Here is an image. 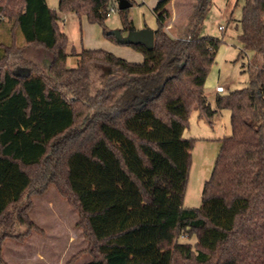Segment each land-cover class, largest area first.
<instances>
[{
  "label": "trees",
  "instance_id": "16d2710c",
  "mask_svg": "<svg viewBox=\"0 0 264 264\" xmlns=\"http://www.w3.org/2000/svg\"><path fill=\"white\" fill-rule=\"evenodd\" d=\"M113 1L58 0L52 10L46 0H0V13L50 60L29 59L16 42L0 53V264L4 240L36 229L32 198L51 185L79 213L86 264H264V0H244L239 36L263 63L246 88L218 93L214 109L204 88L222 41L200 32L212 0H196L182 39L165 30L172 0L159 1L153 48L128 45L141 63L68 52L59 13L103 26ZM92 66L109 69L95 91ZM218 110L230 111L232 134L219 139L202 205L186 208L198 139L184 132L195 112L211 123Z\"/></svg>",
  "mask_w": 264,
  "mask_h": 264
},
{
  "label": "rangeland",
  "instance_id": "374dc122",
  "mask_svg": "<svg viewBox=\"0 0 264 264\" xmlns=\"http://www.w3.org/2000/svg\"><path fill=\"white\" fill-rule=\"evenodd\" d=\"M130 1L133 7L122 11L118 9L107 18L103 26L90 23L85 17L78 18L74 13L66 16V23L63 16H60L61 30L68 36L67 51L71 53L73 47L77 51L105 50L134 64L143 62L141 52L128 45L118 44L105 35L106 31L113 34L121 31L122 34L128 35L131 28L157 29L158 21L153 9L161 0ZM48 3L55 9L59 6L58 0H48ZM243 4L244 0H212L200 27L202 36L216 37L222 41L204 88L212 104L215 102L214 91L218 85L225 89L222 94L244 89L250 84V72L263 63L260 56L253 51L245 53L242 51L239 36L242 34L240 21ZM196 5V0H172L168 6L171 18L166 22L165 30L174 39L189 37L192 34L197 20L194 14ZM0 17V53L3 46L16 42L19 47L25 49L29 59L39 64L43 61L50 62L47 52L28 46L14 22L3 13H0ZM125 17L129 19L131 25L126 24ZM67 65L73 68L74 58H69ZM108 70L105 66H92L90 80L93 91L102 87ZM227 113L230 111L223 110L211 123L206 119L197 122L198 120H192L191 117V126L189 124L185 129L184 137L199 136L203 132L201 124L204 123L210 137L209 141H199L191 152L192 165L184 200L186 208H197L202 205V188L212 175L219 152H216L217 146L219 147L216 138L232 134L231 117L227 116ZM29 218L36 225V229L27 234V229L20 227L17 234H27L23 239L17 241L8 238L3 241L1 257L6 264H86L91 261L90 255L80 254L87 250L89 241L85 238L83 228L78 224L79 213L55 186L51 185L43 196H33ZM180 241L194 244L196 238L184 236Z\"/></svg>",
  "mask_w": 264,
  "mask_h": 264
},
{
  "label": "water",
  "instance_id": "95a60500",
  "mask_svg": "<svg viewBox=\"0 0 264 264\" xmlns=\"http://www.w3.org/2000/svg\"><path fill=\"white\" fill-rule=\"evenodd\" d=\"M119 10H126L133 7V4L129 0H118ZM128 35H124L121 31L114 33L117 43L123 45H138L142 44L147 47V49L151 50L154 45L155 33L150 28L143 29H131L127 33Z\"/></svg>",
  "mask_w": 264,
  "mask_h": 264
},
{
  "label": "crops",
  "instance_id": "0c3cea01",
  "mask_svg": "<svg viewBox=\"0 0 264 264\" xmlns=\"http://www.w3.org/2000/svg\"><path fill=\"white\" fill-rule=\"evenodd\" d=\"M46 3H47V5H49L48 0H46ZM49 7H50L52 10H56V9H58V8H56V9L53 8L51 5H49ZM68 14H69V13H59L60 16H63V18H64L63 20H65V23H66V16H67ZM65 23H64V24H65ZM62 29H63V28H62ZM131 29H133V28H131ZM133 30H135V29H133ZM153 31H154V30H153ZM182 38H188V37H187V36H184V37H182ZM182 38H178V39H182ZM74 61H75V63H76V60H75V59H74ZM214 94H215V96H214V97H215V102H214V104H212V103L209 101V97H208V95L206 94V95H207V98H208V101H209V103H210V105H211V107H212L213 109H214L215 106H216V97H217V95H218V93L216 92V88H215ZM222 111H223V110H218V112L216 113L215 117H216L217 115H221ZM226 115L231 117V113H227ZM191 119H192V120H195V119H196V120H198L197 122H200V121H202V120L205 119V118L199 116V113H198V112H195ZM201 123H202V122H201ZM201 125L203 126V128H202L203 132H202V130H201L202 133H201L199 136H197V135L188 136L189 138H195V139H198L197 143H198L199 141H201V140L209 141V139H210L208 133L206 132V126H205V124L202 123ZM190 126H191V123H190ZM224 137H226V136L216 138V140L219 141V139L224 138ZM197 143H196V145H197ZM196 145H195V146H196ZM220 145H221V143H220V141H219V147L217 146V148H216V152L219 151L218 149L220 148ZM195 146H194V147H195Z\"/></svg>",
  "mask_w": 264,
  "mask_h": 264
},
{
  "label": "built area",
  "instance_id": "2783aa9c",
  "mask_svg": "<svg viewBox=\"0 0 264 264\" xmlns=\"http://www.w3.org/2000/svg\"><path fill=\"white\" fill-rule=\"evenodd\" d=\"M118 6H119L118 0H115L113 2L112 6L109 8L108 17L110 15H112L113 13H115L116 11H118ZM0 19H1V17H0ZM220 29H223V27H220ZM216 92L217 93H223V92H225V89L222 86L218 85L216 87Z\"/></svg>",
  "mask_w": 264,
  "mask_h": 264
}]
</instances>
